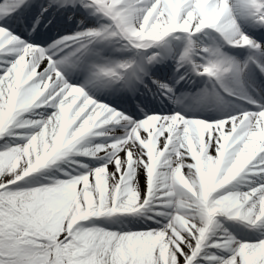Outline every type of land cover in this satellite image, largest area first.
<instances>
[{
  "label": "snow or ice",
  "instance_id": "snow-or-ice-1",
  "mask_svg": "<svg viewBox=\"0 0 264 264\" xmlns=\"http://www.w3.org/2000/svg\"><path fill=\"white\" fill-rule=\"evenodd\" d=\"M0 264H264V0H0Z\"/></svg>",
  "mask_w": 264,
  "mask_h": 264
}]
</instances>
